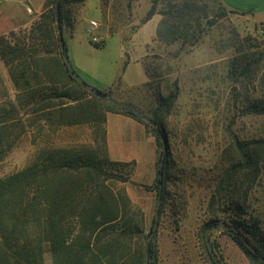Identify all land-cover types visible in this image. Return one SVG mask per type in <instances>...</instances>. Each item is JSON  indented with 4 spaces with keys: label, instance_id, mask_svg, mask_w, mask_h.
I'll list each match as a JSON object with an SVG mask.
<instances>
[{
    "label": "trees",
    "instance_id": "obj_1",
    "mask_svg": "<svg viewBox=\"0 0 264 264\" xmlns=\"http://www.w3.org/2000/svg\"><path fill=\"white\" fill-rule=\"evenodd\" d=\"M55 1L46 0L43 11L29 26L0 34V62L15 89L14 99L0 102V161L29 126L25 119L28 116L60 128L103 123L106 112H118L143 123L160 146V129L168 135L166 118L179 95L178 81L168 86L167 95H158L150 112L140 109L159 127L139 116L134 104L129 103L132 108L125 109L87 91L69 73L61 48L58 27L65 30L71 22L68 0H61L60 23ZM156 4L157 0L144 22L155 14ZM159 12L163 17L156 36L166 44L176 40L194 44L200 39L202 25H207L203 19L208 16V5L203 0H171ZM249 58V54L234 56L231 76H247L259 65V61ZM147 85L151 87V81ZM241 111L264 114V100L257 96ZM103 132V153L93 144L53 146L43 149L23 169L0 176V264H45L48 259L51 264H156L157 247L149 238L153 227L146 231L142 209L127 189L117 184L128 180L125 168L132 162L109 157L105 127ZM228 134L221 165L210 177L212 195L208 206L212 214L206 226L220 222L221 215L227 216L249 243L234 229L224 231L252 264H264V231L259 217L252 215L250 221L245 217L249 194L264 171V138L240 139L231 126ZM168 155L169 151L160 174L157 162L155 178L158 193L163 182L162 204L172 182ZM202 243L211 264H216L205 236Z\"/></svg>",
    "mask_w": 264,
    "mask_h": 264
},
{
    "label": "rangeland",
    "instance_id": "obj_2",
    "mask_svg": "<svg viewBox=\"0 0 264 264\" xmlns=\"http://www.w3.org/2000/svg\"><path fill=\"white\" fill-rule=\"evenodd\" d=\"M81 1L66 3L71 22L65 29L69 30L77 11L81 22L73 34H64V37L74 69L89 84L119 101H129L139 110L150 112L158 95H167L168 86L173 80L178 81L179 95L166 118L172 182L151 238L157 247L156 264H211L202 237L212 214L208 206L212 195L210 177L221 165V153L230 139L228 127L243 140L264 138V114L241 111L257 96L264 100V32L260 30L264 22L250 21L245 14L225 8L220 0H203L208 5V16L203 19L207 25H202L200 39L194 44L181 40L166 44L156 35L152 41L148 40L157 33L163 17L159 10L171 0H157L155 14L160 20L156 25L149 21L152 17L143 21L156 0ZM92 19L98 22L95 32L101 39L99 42L92 40L83 28ZM185 47L189 49L184 50ZM246 54L250 55V61H259V65L247 76H231L233 57ZM141 62L147 68V82L151 81V87L147 83L137 87L145 79ZM0 75L3 79L0 102L14 99V85L1 62ZM136 82L139 83L135 85ZM120 84L126 85L127 91L121 90ZM25 119L30 122L29 126L0 161V176L23 169L45 148L91 147L92 144L102 148L105 122L52 128L31 116ZM161 151L163 140L158 146L157 162ZM125 174L128 180L117 184L124 186L132 201L142 209L146 231H149L155 223L156 179L146 188L141 169L133 162L125 168ZM249 200L245 217L249 221L252 215L259 217L264 231V171ZM219 219L230 222L225 215ZM208 239L222 262L252 264L224 228L213 226ZM45 264H51L50 260Z\"/></svg>",
    "mask_w": 264,
    "mask_h": 264
},
{
    "label": "crops",
    "instance_id": "obj_3",
    "mask_svg": "<svg viewBox=\"0 0 264 264\" xmlns=\"http://www.w3.org/2000/svg\"><path fill=\"white\" fill-rule=\"evenodd\" d=\"M45 1L0 0V34L19 27L29 26L43 11ZM220 2L231 11L245 14L250 21L257 19V22L254 21L255 23L264 22V0H220ZM79 15V11H77V15L74 16L71 23L72 25L69 26V30H64V34H73L75 32L81 22ZM159 18L155 14L149 21L156 25V22L160 20ZM89 21L83 24L86 32ZM155 35L156 33L148 41H152L156 37ZM185 49L188 50L189 48L185 47ZM147 54L146 52L141 57ZM141 65L143 66L145 79L140 80L142 83L137 86L139 88L143 87L148 80L144 62H141ZM138 83L136 82L135 85ZM119 88L127 91V87L124 84H120ZM124 102L129 103V101ZM105 130L109 157L112 160L135 163V166L141 169L144 177L142 183L151 184L157 174L158 146L155 137L147 131L145 125L131 116L118 112H108Z\"/></svg>",
    "mask_w": 264,
    "mask_h": 264
},
{
    "label": "water",
    "instance_id": "obj_4",
    "mask_svg": "<svg viewBox=\"0 0 264 264\" xmlns=\"http://www.w3.org/2000/svg\"><path fill=\"white\" fill-rule=\"evenodd\" d=\"M60 4H61V0H56L55 1V5H54L56 18H57L58 23H60ZM58 32L60 34L61 48H62V52H63L64 61L66 63V66L68 68L69 73L73 76V78L84 89H86L87 91L92 92L94 95L99 96V97L105 99L106 101H109V102H111V103H113V104H115V105H117L119 107H122V108H125V109L132 108L131 104L115 100L108 92L102 91L100 89L95 88L94 86L89 84L85 79H83L77 73V71L74 69V67L72 65V62H71V60H70V58H69V56L67 54L66 46H65L66 43H65L64 36H63V29H62V26H60V25L58 27ZM134 110L136 111V113L139 116L145 118L146 120L150 121L153 125L159 127L153 119L148 118L142 111H140L138 109H135V108H134ZM160 134H161V138L163 140V154H162V156L160 158V161H159V164H158V173L159 174H160V171H161V167H162V165L165 162L166 152H167V150L169 148L168 140H167L166 136L163 134L161 129H160ZM162 191H163V182L160 181V188H159V193H158L157 203H156V210H155V223H154L152 231L150 232L149 238H151L154 235V233H155V231L157 229L158 223H159L160 207H161V204H162ZM213 226H219V227L224 228V229H234L240 236L244 237V235H243V233L240 230H238V228H236L235 226H233L231 223H229L227 221L216 222V223H213V224H211V225H209L207 227V229L205 231V238H206V241H207V245H208L210 254L212 255V257L215 260L216 264H223L220 261L218 255L216 254L213 246L211 245V243L209 242V239H208V232ZM244 239H245V241L247 243H249V241H248V239L246 237H244ZM150 259H152V256H150Z\"/></svg>",
    "mask_w": 264,
    "mask_h": 264
},
{
    "label": "built area",
    "instance_id": "obj_5",
    "mask_svg": "<svg viewBox=\"0 0 264 264\" xmlns=\"http://www.w3.org/2000/svg\"><path fill=\"white\" fill-rule=\"evenodd\" d=\"M97 26H98L97 20H94V19L90 20L88 22L87 33L92 37V40L99 42L101 41V39L95 32V29ZM260 30L264 32V24H262Z\"/></svg>",
    "mask_w": 264,
    "mask_h": 264
}]
</instances>
